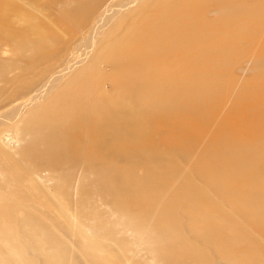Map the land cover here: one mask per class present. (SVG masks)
<instances>
[{"label": "bare ground", "instance_id": "bare-ground-1", "mask_svg": "<svg viewBox=\"0 0 264 264\" xmlns=\"http://www.w3.org/2000/svg\"><path fill=\"white\" fill-rule=\"evenodd\" d=\"M45 1L0 0V79L42 74L0 117V264H264V0Z\"/></svg>", "mask_w": 264, "mask_h": 264}, {"label": "rangeland", "instance_id": "rangeland-1", "mask_svg": "<svg viewBox=\"0 0 264 264\" xmlns=\"http://www.w3.org/2000/svg\"><path fill=\"white\" fill-rule=\"evenodd\" d=\"M117 2H118V0H104V2L102 3V8H103L102 13H106L107 10L112 9L114 4H116ZM26 8L28 9L29 12H31V16L39 17V18L43 19L44 21L48 22L49 24H51L53 27L55 26V23H57L59 21L57 16L50 10V8L47 5L45 0H34V4L28 5ZM77 37L78 36L75 37V40L73 38L74 41L72 40V41H70V43L69 42L66 43V46L64 47L63 51L61 52V53H63L62 54L63 56L60 55L57 58V61L53 60L51 62L52 68L50 70H48L47 73L45 72L43 74L46 76L45 79L49 78L51 75H54L55 73H57L58 71H60L62 69V67H63L62 62H64V58H66L67 56L74 57L77 55H83V52L85 50L84 36H79L78 39H77ZM12 53L14 54V52L12 51L11 44L8 45L5 42H0V55L1 56H3V57L9 56ZM64 54H65V56H64ZM59 58L61 59L60 61H59ZM31 73H33L32 70H30V71L25 70L22 74L20 72H16L15 70H12L11 72H9V74H7L10 77L6 76V77H3L2 79H0V117L2 116V113H4L3 111L9 110V108H11L13 106V104L20 101L21 99H23L28 94V93H26V94L20 93L21 91H18L20 89V85H22V83L24 81L23 78H25L26 76H27L26 78H28L30 76L28 79L33 81L34 80L33 78H36L37 76L41 77V75H42V74H39V75L34 76V74H37V73H34V74H31ZM4 78H6V79H4ZM36 79H39V78H36ZM35 86H39V85L36 84ZM11 145H13V143H11ZM192 154H193V152L187 156L188 160H191ZM1 171H2V166L0 164V172ZM17 214L19 216H22V214H23L22 210L21 209L18 210ZM68 218L70 221H73V218L71 215H69ZM113 239L116 240L118 238L113 237ZM47 249H45L44 251H46ZM29 250H30V248H29ZM50 250L48 249L46 251V253H49ZM51 252H52V250H51ZM61 253H63V252L61 251ZM64 253H66V252H64ZM5 255H6L5 253H0V259H3V258L6 259ZM76 259H77V256L75 255L73 257V260L76 261L75 262L76 264H78ZM74 261H73V263H74ZM125 261H124V263L126 264Z\"/></svg>", "mask_w": 264, "mask_h": 264}]
</instances>
